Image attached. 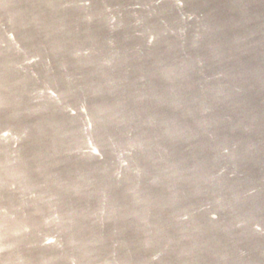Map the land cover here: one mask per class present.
<instances>
[{
  "label": "water",
  "instance_id": "1",
  "mask_svg": "<svg viewBox=\"0 0 264 264\" xmlns=\"http://www.w3.org/2000/svg\"><path fill=\"white\" fill-rule=\"evenodd\" d=\"M0 264H264V0H0Z\"/></svg>",
  "mask_w": 264,
  "mask_h": 264
}]
</instances>
